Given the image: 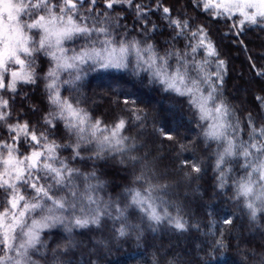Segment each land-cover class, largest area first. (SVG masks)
<instances>
[{"label": "snow or ice", "instance_id": "snow-or-ice-1", "mask_svg": "<svg viewBox=\"0 0 264 264\" xmlns=\"http://www.w3.org/2000/svg\"><path fill=\"white\" fill-rule=\"evenodd\" d=\"M190 4L211 22L229 24L225 36L234 40L253 28L264 31V0ZM116 6L120 11L113 15ZM161 7L170 31L158 44L155 37L163 31L149 15ZM125 11L134 12L139 22L136 36L131 33L137 25L129 29L120 23ZM110 69L141 79L146 75L149 84L186 98L200 129L196 139L185 145L172 132L160 129L161 135L176 141L178 155L201 140L205 151L215 144L208 159L216 187L231 186L234 205L251 223L264 214V125L257 128L249 115L244 138L245 125L224 98L226 65L206 24L194 23L186 13L174 17L162 0L155 9L137 0H0V264H40L33 257H45L49 245L43 237L57 228L67 242L52 249L51 264H64L61 257L75 243L74 230L102 229L107 221L115 238L135 233L139 239L145 226L155 231L165 221L181 234L189 228L200 231L198 223L189 225L184 218L181 204L168 198L173 186L154 182L150 154H138L143 144L124 134L129 124L146 126L147 115L137 102L126 95L122 114L111 124L84 106L88 97L81 82L87 73ZM257 75L264 77V70ZM26 88L33 94L40 90L43 111L31 103ZM256 99L264 107V97ZM25 102L30 103L27 111ZM40 112L35 121L26 118ZM110 160L132 169L131 186L105 200L101 192L108 182L98 169ZM77 161H91L92 170L75 167ZM185 169L187 180L199 179L204 162L180 160L177 170ZM128 209L138 213L139 223L129 221ZM233 223L231 217L223 219V225ZM213 246L223 247V239ZM252 255L264 264V253L253 250Z\"/></svg>", "mask_w": 264, "mask_h": 264}, {"label": "trees", "instance_id": "trees-1", "mask_svg": "<svg viewBox=\"0 0 264 264\" xmlns=\"http://www.w3.org/2000/svg\"><path fill=\"white\" fill-rule=\"evenodd\" d=\"M137 2L155 9L158 0ZM162 5L169 7L174 17L178 14L184 16L186 13L194 18V23L207 25L210 38L215 42L220 59L226 65L224 98L245 125L246 139L249 115L257 128L264 125V107L256 99L257 96L264 97V77L257 75V70H264V31L253 28L234 40L231 35L225 36L229 31V24L223 20L211 22L209 18L198 15L191 7L190 0H162ZM119 11V6H116L113 15ZM124 15L126 19L120 23L127 25L129 29L137 25V31L131 35H138L139 22L135 20L134 12L125 11ZM161 15L162 7L159 12L154 11L149 15V21L158 24L163 31V35L157 33L155 37L158 44H162L170 31ZM240 39L243 44L239 42ZM81 83V91L88 97L84 106L91 110L94 117L103 119L105 123L111 124L116 116L122 114L126 95L129 100L137 102L138 108L144 110L147 115L146 126L141 129L129 124L124 134L136 137L138 143L143 144L138 154H150L153 171L157 173V180L154 182L173 186L168 198L181 204L184 218L189 225L198 223L200 231L189 228L181 234L165 221L155 231L145 226L139 239L135 233L125 238H115L111 231V221H107L102 229L74 230L75 243L61 257L64 264H153L154 259L157 264H169V261L172 264H258L252 253L253 250L257 254L264 253V214L259 215L255 224L251 223L248 216L234 205L231 186L224 190L216 187L213 160L208 159L215 144L205 151L201 140L194 148L190 146L188 151L177 154L176 141L191 145L200 132L186 98L166 93L160 86L149 84L146 75L141 79L129 72L115 69L89 71ZM25 91L29 92L31 103L38 104L43 111L45 105L41 102L40 90H36L34 94L31 88H26ZM64 95H68V92L65 91ZM17 107H20V100ZM29 107L30 103L25 102V111ZM41 114L42 112L26 118L35 121ZM160 129L172 132L176 141L164 139ZM62 155L69 156L70 152H63ZM193 158L204 162V172L199 179L187 180V169L178 171V165L180 160ZM74 166L84 172L92 170L91 161H77ZM139 167L137 165V172ZM98 170L102 179L108 182L107 188L101 192L105 200L110 196L116 198L124 186H131V168L124 170L110 160L101 164ZM127 211L129 221L139 223L138 213L133 215V209ZM171 211L175 215V208H171ZM228 217L234 221L230 227L223 225V219ZM43 238L49 245L45 257L37 254L33 258L40 264H44L46 258L48 264H51L52 249L57 246L64 248L67 242L65 234L57 228ZM216 239H223L224 246L214 247Z\"/></svg>", "mask_w": 264, "mask_h": 264}, {"label": "rangeland", "instance_id": "rangeland-1", "mask_svg": "<svg viewBox=\"0 0 264 264\" xmlns=\"http://www.w3.org/2000/svg\"><path fill=\"white\" fill-rule=\"evenodd\" d=\"M19 98L17 99V105H19ZM20 110V107H17V111H19Z\"/></svg>", "mask_w": 264, "mask_h": 264}]
</instances>
